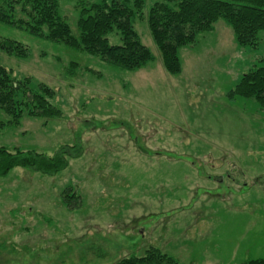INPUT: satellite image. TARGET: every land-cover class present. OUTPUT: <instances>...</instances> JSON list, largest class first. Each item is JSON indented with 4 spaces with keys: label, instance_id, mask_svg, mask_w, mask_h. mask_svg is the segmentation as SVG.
Returning <instances> with one entry per match:
<instances>
[{
    "label": "rangeland",
    "instance_id": "374dc122",
    "mask_svg": "<svg viewBox=\"0 0 264 264\" xmlns=\"http://www.w3.org/2000/svg\"><path fill=\"white\" fill-rule=\"evenodd\" d=\"M57 1L77 36V0ZM153 1L134 21L152 60L131 70L0 23L26 48L0 63L51 88L60 110L0 126V145L68 155L52 175L0 176V264H119L151 247L181 264L264 260V107L230 93L264 59V31L240 47L218 20L179 48L173 75L145 21Z\"/></svg>",
    "mask_w": 264,
    "mask_h": 264
},
{
    "label": "trees",
    "instance_id": "16d2710c",
    "mask_svg": "<svg viewBox=\"0 0 264 264\" xmlns=\"http://www.w3.org/2000/svg\"><path fill=\"white\" fill-rule=\"evenodd\" d=\"M78 35L60 15L57 0H0V23L19 27L29 33L71 49L100 57L116 67L135 69L152 60L142 44L134 21L143 18L145 0H77ZM218 20L232 29L238 46L255 48L259 32L264 31V0H154L145 21L170 74L180 72L178 50L193 43L198 33L213 30ZM115 32L120 44H111L107 35ZM0 51L26 56L25 46L0 36ZM73 67V65H70ZM251 98L264 107V59H258L230 92ZM54 91L30 76L18 78L0 63V110L7 119L0 126H18L24 116L54 118L60 110L53 102ZM66 146L53 155L34 149L0 145V176L16 166L30 167L43 175H52L68 164ZM119 264H181L160 249L151 247L141 255H130ZM243 264H264L249 260Z\"/></svg>",
    "mask_w": 264,
    "mask_h": 264
}]
</instances>
